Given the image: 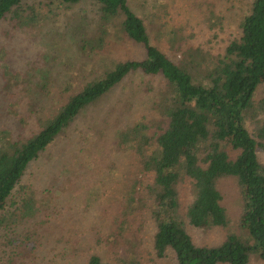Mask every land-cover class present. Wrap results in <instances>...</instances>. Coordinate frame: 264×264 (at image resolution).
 Listing matches in <instances>:
<instances>
[{
	"label": "rangeland",
	"instance_id": "374dc122",
	"mask_svg": "<svg viewBox=\"0 0 264 264\" xmlns=\"http://www.w3.org/2000/svg\"><path fill=\"white\" fill-rule=\"evenodd\" d=\"M128 3L145 20L151 42L178 61L185 57L188 46H199L211 55L222 54L225 45L239 36L240 21L251 1ZM15 10L19 12L17 17ZM99 15V4L92 0L76 4L24 0L18 10L10 11L0 21V131H7L10 139L38 131L40 123L70 94L100 76L106 67L144 57L141 46L111 28L100 49H82L85 42L95 43L101 30ZM170 28L179 33L168 35ZM164 85L162 77L130 72L108 94L81 111L30 163L21 185L33 194L40 208L19 223L12 239L16 237L19 244L25 236L30 238L28 245L35 246L29 257L31 263L86 264L87 255L96 253L104 261L120 264L117 255L96 239L112 230L111 216L131 193L133 201L129 200L128 205L138 202L143 208L129 216L127 229L116 239L118 256L135 254L142 264H174L172 251L158 258L153 250L155 228L149 209L152 203L145 190L149 178L130 152L112 149L117 130L132 122L147 123L151 137L159 133L162 118L156 104ZM263 94L264 84L258 87L255 100ZM248 128L252 129L249 122ZM0 137L8 139L6 135ZM258 152L264 162V153ZM217 187L223 196L228 223L223 228L199 229L189 226L185 216L193 196L192 184L185 180L178 185L179 215L198 245H217L228 233L242 230L236 179L221 178ZM0 242H6L4 236H0ZM19 247L15 245V250ZM250 264L264 261L252 254Z\"/></svg>",
	"mask_w": 264,
	"mask_h": 264
},
{
	"label": "trees",
	"instance_id": "16d2710c",
	"mask_svg": "<svg viewBox=\"0 0 264 264\" xmlns=\"http://www.w3.org/2000/svg\"><path fill=\"white\" fill-rule=\"evenodd\" d=\"M23 1L0 0V21L18 10ZM45 1L76 4L82 0ZM92 1L99 4L101 30L95 43L85 42L82 49H100L111 28L141 46L144 57L106 67L100 76L70 94L29 136L10 139L7 131H0V136L8 137H0V236L6 239L0 242V264H34L29 258L35 249L28 245L30 238L25 236L19 244L16 237L12 239L19 223L40 208L33 194L21 185L30 163L81 111L134 71L162 77L165 82L156 104L162 118L159 133L151 137L147 123L132 122L117 130L112 149L130 152L149 178L145 190L152 203L156 257H165L170 250L174 264H250L252 254L264 261V162L258 152L264 153V94L257 101L254 98L264 84V0H250L239 24V36L225 45L222 54L211 55L199 46H188L185 57L178 61L151 42L145 20L128 0ZM18 13L15 10L14 16ZM167 32L170 36L179 33L172 28ZM198 66L202 69L196 70ZM229 176L236 179L239 189L242 230L228 233L217 245H198L179 215L178 185L185 180L192 184L193 196L185 212L189 226L223 228L228 216L217 182ZM129 200L133 201L131 193L111 216L112 230L98 235L96 241L109 247L120 264H142L138 255L117 254L116 239L127 229L129 216L143 208L138 202L128 205ZM15 245L20 247L15 250ZM86 264L112 263L90 253Z\"/></svg>",
	"mask_w": 264,
	"mask_h": 264
}]
</instances>
